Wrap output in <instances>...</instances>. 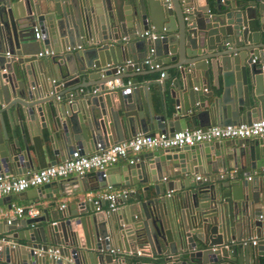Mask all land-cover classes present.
Masks as SVG:
<instances>
[{
    "label": "water",
    "instance_id": "water-1",
    "mask_svg": "<svg viewBox=\"0 0 264 264\" xmlns=\"http://www.w3.org/2000/svg\"><path fill=\"white\" fill-rule=\"evenodd\" d=\"M35 28L41 41L34 38ZM145 30L163 37H139ZM152 48L160 61L163 55H173L169 59L180 67L182 80L175 87L176 106L170 116L155 113L150 100L134 85L136 80L131 87L67 103H56L55 93L46 96L52 91L47 82L50 76L58 80L71 77L70 84L83 79L105 83L118 77L117 70L125 61H142ZM41 49L49 54L39 56ZM0 52V105L13 106V114L28 119L33 127L35 113L43 110L50 116L49 139L55 156L47 161L36 131L34 149L40 167L59 163L56 155L60 152L71 154L80 149L85 153V147L97 142L108 145V141L116 143L137 133H173L189 127L188 115L200 120L194 128L202 125L201 120L207 125H227L264 118V0H0ZM135 66L145 67L139 62L130 67ZM84 73L86 78L80 76ZM200 85L206 90L198 89ZM96 87L105 90L92 84L87 92ZM55 129L59 130L57 137ZM236 140L254 165L264 166V137ZM218 146L212 141L154 150L118 170L124 185L147 182L148 168L173 171L178 167L183 172L186 162L194 167L201 165L203 157L213 160ZM34 166L27 144L21 149L16 139L9 141L0 115V174H24ZM112 169L95 172L96 185H87L82 192L118 187L120 183L108 176ZM128 176L137 179L130 182ZM87 180L85 175L78 182L82 187ZM53 185L38 186L37 196L52 197ZM164 188L155 183V196L144 192L145 199L123 213L66 214L59 222L49 223L58 215L53 217L43 209L21 220V226L30 227L17 232L20 226L15 219L5 220L3 232H13L0 240V260L11 264H127L111 250L137 253L150 246L148 256H162L164 264H264V179L188 188L171 198L160 196ZM253 233L259 237L256 244L241 243ZM20 239L26 242L20 244ZM232 240L238 243L226 247ZM48 250L55 253L49 255ZM17 252L24 254L22 261L16 259Z\"/></svg>",
    "mask_w": 264,
    "mask_h": 264
},
{
    "label": "crops",
    "instance_id": "crops-1",
    "mask_svg": "<svg viewBox=\"0 0 264 264\" xmlns=\"http://www.w3.org/2000/svg\"><path fill=\"white\" fill-rule=\"evenodd\" d=\"M14 1V0H12ZM213 12V10H211ZM139 37H141L139 35ZM41 41V39H39ZM41 47H43V44L41 42ZM44 51V49H41ZM1 54V52H0ZM154 52L150 55V53L147 55L151 57V59L158 60L155 61L156 63L160 64V68H150L149 65H145V67H140L139 71H136L135 68H131L130 65L126 66L125 72L122 74H119L118 77H121L120 80L124 83V86L118 87L116 89L126 88L133 86V80H136V83L134 84L138 88H141V95L142 97L145 96L150 100L151 106L155 113L157 114H166L168 116L173 113L175 110V97L174 92L176 93V85L177 83H181L182 75L180 71V67L177 66L175 63L176 60H172L171 58L174 57L173 55L166 56L163 55L161 57V61L159 57H155ZM169 57H171L169 59ZM168 60V61H163ZM185 60V58H183ZM134 64L136 63H142L143 60H137L133 61ZM126 61L123 63L125 64ZM161 72H165L166 75L163 77L160 76ZM65 73V72H64ZM87 73L80 74L81 77L86 78ZM219 79H221V75H218ZM71 79V77L63 78V79H56L54 76H50L47 80L48 85L51 86V90L47 93L46 96L51 97L55 93V102L56 103H62L65 101V103L72 101V99H83L86 96H89L91 94H94L92 91L87 92L90 85L97 84L100 86H103L105 90H101L99 87L96 93H104L105 91H111L105 88L104 83L102 82V79L98 80H92L87 79V81L82 80L79 84H70L71 81H68ZM130 80L131 83L127 84V81ZM202 91H205L206 89L203 88L201 85L198 87V89H201ZM42 89V88H41ZM55 89H58L57 92ZM81 89V90H80ZM115 90V89H114ZM42 94H44L42 89ZM41 94V93H40ZM67 94H70L69 97H67ZM88 101V100H87ZM199 110V109H197ZM14 107L13 106H5L0 105V115L3 119L5 131L7 133L9 141H12L13 139H16L21 147V149L24 148V142L29 147V154L30 157L34 160L35 166L33 169L26 173H9V176H20L25 175L30 172L36 171L40 168L46 167V165L39 166V163L36 160V154H35V144L34 139L36 136L34 135L36 131L40 132V137L43 143V146L45 148V156L47 158V161L54 160V154L52 152L51 148V141L49 139V127H50V116L48 114H45L42 110L39 114L38 112L34 114L35 119L32 121L33 126H31L30 121L28 119H19L18 117L13 114ZM107 119H109V116H107ZM188 126L194 128L195 124L199 123L200 120L198 117H195V115H188L185 117ZM203 122V123H202ZM200 124V123H199ZM201 126L198 128H206L208 126L213 125H207L205 121L201 120ZM36 129V130H35ZM55 133V137H57V133H59L58 129L53 130ZM108 136H112V134H108ZM129 135L127 138H130ZM126 138V139H127ZM238 139V138H237ZM113 140V137L112 139ZM218 142V149L215 150L214 158L213 160L207 161L206 158L203 157L201 165L192 167L189 166L186 162L184 165V171L180 172L178 167H175L173 171H164L163 169H158V167L152 166L150 170H153V173L150 172L148 168V181L147 182H139L130 184V185H124L123 179L124 176L120 174L118 168L128 165V159H120L117 163L113 164L109 168H114L110 170L108 176L114 177L116 181L120 183V185L116 188L108 187L106 189H101L98 191H87L82 192V189L84 187H87V185H96L95 182V172L96 171H90L86 174L87 182H85V185L81 187L80 182H78V179L80 176L77 175H69L65 178H59L52 182H54V185L52 186L51 192L49 194L52 196L50 198H39L38 192L36 191V188L33 187L29 188L25 191L19 192V193H13L9 195H4L2 198H0V239L4 238L5 236H10V234L13 231H5L3 232V229L6 228V224L3 221L7 220L8 218L12 217L13 215V207L20 205V206H27L30 204H35L39 209V214H41L43 209H46L48 212H51V215L53 217H56L58 215L57 220L51 222H59L64 215L68 214L71 217H84L87 215L96 214L99 217L108 215L112 212H124V209H128V207L133 206L137 207V204L140 201H143L145 198L143 197L144 192H148L150 196H155L154 193V184L158 183L160 185L164 184L165 188L163 193L160 194L161 197H174L177 193L180 191L187 190L188 188L198 187V186H205V185H220L222 183H226L227 181H237L241 179H249L248 176L251 175L252 178H258V179H264V173L262 172V168L264 166L260 165H254L255 161L254 159H251L249 155H246L237 145L236 139H222V140H215ZM108 143H111V141H108ZM204 145V143H201ZM245 145V144H244ZM247 147V146H246ZM93 146L85 147V153L90 152L93 150ZM152 151H142L141 154L148 153ZM59 159V162L63 161L64 159L68 158L70 156V153H62L56 155ZM62 158V159H60ZM51 165V164H50ZM197 169V171H195ZM195 169V170H194ZM172 172V173H171ZM196 175L205 176L208 178L207 181L203 182L201 180H196ZM222 175V176H220ZM123 176V177H122ZM155 178L156 180L153 181L152 179ZM137 179V176H128V181L133 182ZM118 183V184H119ZM41 186V185H40ZM126 190L127 194L126 196H119L117 198V209L112 212L108 213H102L95 209L93 200L97 198V196L106 190ZM77 191V192H76ZM139 196V198H136ZM125 197H127L125 199ZM125 199V200H124ZM50 202H54V205H50ZM63 205V207H61ZM104 205V202L102 203ZM136 218L140 217V215H135ZM261 217L264 218V211H262ZM30 217L23 216L20 218H16L15 221L17 223V226H20L17 231H22L25 228L30 227V225H27L26 227L21 226L19 224L21 220L28 219ZM48 223V222H47ZM45 224V223H44ZM258 234H261V231L258 232ZM252 240H256V242L259 240V237L253 233L252 236L246 237L244 240L241 241L243 244H252ZM20 244H23L26 242L25 239L19 240ZM235 240L230 241L228 244H226V247L231 246L232 244H237ZM254 245V244H253ZM218 247V246H217ZM111 252L114 254L115 258H125L127 264H132L134 261L137 262H156V264H164V260L162 259V256L155 255V256H148L149 254H152V249L150 246L143 247L142 249H139L137 253H127L125 251L120 252L119 250L113 249ZM140 252L146 254L143 256ZM173 256V255H170ZM18 257V259H17ZM21 257H24V254L21 252H17L16 259L19 261H22ZM29 262V261H27ZM173 261L168 262V264H171Z\"/></svg>",
    "mask_w": 264,
    "mask_h": 264
},
{
    "label": "built area",
    "instance_id": "built-area-1",
    "mask_svg": "<svg viewBox=\"0 0 264 264\" xmlns=\"http://www.w3.org/2000/svg\"><path fill=\"white\" fill-rule=\"evenodd\" d=\"M40 36L41 33L39 29L35 28L34 38L40 39ZM140 36L149 39H156L162 38L163 34L157 31L145 30ZM153 52L154 49H150V55ZM48 54L49 52L46 50L38 53L39 56ZM150 55L143 60V64L149 65L150 68H160V64L153 63ZM253 61H255V59H253ZM127 65L134 66L135 64L130 60H127L125 64L119 66L117 73L122 74ZM135 70L139 71L140 67L135 66ZM160 76L163 77L164 73L161 72ZM130 83L131 81L128 80L127 84ZM104 86L108 90H114L118 87L124 86V83L119 77L115 76L113 79L106 81ZM97 90L98 88L96 87L92 92L96 93ZM257 137H264V118H259L252 121L250 124L238 123L213 125L206 128L186 127L173 133L161 132L154 135L137 133L123 141L108 145H104L102 142H97L94 145L93 150L90 152L81 153L80 149L73 150L70 156L63 161L40 168L25 175L9 176L0 174V198L4 195L19 193L29 188L50 183L59 178H65L69 175L74 174L82 177L90 171L104 172L120 159H128L129 164H133L139 161V153L142 151L170 149L222 139ZM262 172L264 173V167L262 168ZM195 178L196 180H201L203 182L208 180L207 177L201 175H196ZM248 178L250 179L252 176L249 175ZM126 194V190L115 189L103 191L93 200L95 209L102 213L115 211L117 209V198L119 196H126ZM103 202L104 205H102ZM61 207H63V205H61ZM38 214L39 209L35 204L27 206L17 205L13 207V215L7 219V223H10L11 220L16 218L23 216L34 217ZM0 240H3V238ZM252 244H256V240H252ZM48 253L51 255L55 252L48 250ZM39 254H41V252H39Z\"/></svg>",
    "mask_w": 264,
    "mask_h": 264
},
{
    "label": "trees",
    "instance_id": "trees-1",
    "mask_svg": "<svg viewBox=\"0 0 264 264\" xmlns=\"http://www.w3.org/2000/svg\"><path fill=\"white\" fill-rule=\"evenodd\" d=\"M0 264H11V263H8L6 261L0 260Z\"/></svg>",
    "mask_w": 264,
    "mask_h": 264
}]
</instances>
